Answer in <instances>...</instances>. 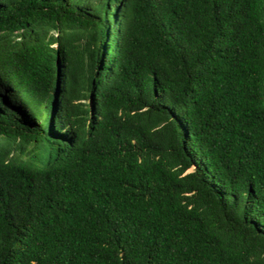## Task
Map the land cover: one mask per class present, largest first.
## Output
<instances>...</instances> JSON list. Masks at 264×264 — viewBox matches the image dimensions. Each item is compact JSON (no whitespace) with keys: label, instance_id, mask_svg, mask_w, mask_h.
Wrapping results in <instances>:
<instances>
[{"label":"trees","instance_id":"16d2710c","mask_svg":"<svg viewBox=\"0 0 264 264\" xmlns=\"http://www.w3.org/2000/svg\"><path fill=\"white\" fill-rule=\"evenodd\" d=\"M0 264H264V0H0Z\"/></svg>","mask_w":264,"mask_h":264},{"label":"rangeland","instance_id":"374dc122","mask_svg":"<svg viewBox=\"0 0 264 264\" xmlns=\"http://www.w3.org/2000/svg\"><path fill=\"white\" fill-rule=\"evenodd\" d=\"M55 34H56V32L53 33L54 36H56ZM82 103L86 104L87 102L86 101H82Z\"/></svg>","mask_w":264,"mask_h":264}]
</instances>
